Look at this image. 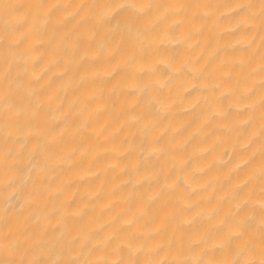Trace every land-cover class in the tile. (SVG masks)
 <instances>
[{
	"label": "bare ground",
	"instance_id": "bare-ground-1",
	"mask_svg": "<svg viewBox=\"0 0 264 264\" xmlns=\"http://www.w3.org/2000/svg\"><path fill=\"white\" fill-rule=\"evenodd\" d=\"M0 264H264V0H0Z\"/></svg>",
	"mask_w": 264,
	"mask_h": 264
}]
</instances>
